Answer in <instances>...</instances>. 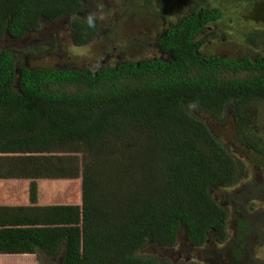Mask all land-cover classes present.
Returning a JSON list of instances; mask_svg holds the SVG:
<instances>
[{
  "label": "trees",
  "instance_id": "obj_1",
  "mask_svg": "<svg viewBox=\"0 0 264 264\" xmlns=\"http://www.w3.org/2000/svg\"><path fill=\"white\" fill-rule=\"evenodd\" d=\"M237 1L258 7L260 0ZM112 2L124 17L152 23L113 47L116 60L100 39L109 43L120 30L109 25L110 38L99 39L103 26L86 16L85 0H0V37L17 41L44 30L42 20L66 18V50L91 47L93 64L105 62L42 68L0 49V264L206 262L172 263L147 250H177L181 237L191 249L215 241L228 250L230 263L213 246L207 264H241L246 236L259 220L264 230V216L256 212L255 224L242 213L246 195L237 199L233 190L247 175L244 153L220 141L200 114L222 122L232 112L236 145L251 154L247 163L264 167L256 120L264 50L203 53L204 33L222 17L212 0ZM172 12L182 14L172 21ZM263 27L243 33L253 48L264 42ZM226 200L241 208L231 211ZM250 201L253 209L257 200ZM230 212L239 232L226 243Z\"/></svg>",
  "mask_w": 264,
  "mask_h": 264
},
{
  "label": "rangeland",
  "instance_id": "obj_2",
  "mask_svg": "<svg viewBox=\"0 0 264 264\" xmlns=\"http://www.w3.org/2000/svg\"><path fill=\"white\" fill-rule=\"evenodd\" d=\"M108 1L102 2V0H85V4L87 6L86 16L89 18L96 17L99 21H101L103 31L100 33L99 39L103 37L106 39L110 38V33L107 32V27L109 25L117 27V29L120 30L119 34L114 35L115 38L109 43L100 39L101 43H106L107 49H105V51L107 52L108 50L107 53L112 55V58L116 60L119 58V55H116L113 47H117L120 42L124 44L126 41H132L137 35H145V33H148L147 29L152 26V23L149 20H139L136 17L130 16L128 14H126L127 17H124V14H121L120 7H112L110 9V6L114 4L112 0ZM188 1L189 0H185L184 2V0H179V2L182 4L188 3ZM212 4L221 8L222 17L220 22L217 24L216 29L213 28L211 31L204 33L203 37H205V42L201 48L203 53H212L226 57L239 58L246 55L254 56L258 52L264 50V42L262 43L261 48H253L245 41L243 34L251 31V29L253 27H257V25L264 26V16H261V13H257V10L260 7L261 11L263 12L262 14L264 15V0L259 1L258 7L257 3L253 6L252 4L244 5L237 0H212ZM105 11L107 12L106 15ZM180 11L183 10L181 9ZM172 13L176 15L171 18L172 21L178 18L177 15L180 16L182 14L181 12ZM107 21L108 24L106 23ZM67 24L66 18H58L54 21L42 20V28L44 29L41 30L42 32L26 33L21 39L17 41L14 39L11 40L10 37L6 38V36L0 37V49L6 50L13 48L15 51H17V53L20 54L19 58H17L18 60L16 61L19 65L25 64L27 66L42 68L52 66L61 68H81L85 66V64L90 66L97 64L99 66L105 63L103 59L100 62L93 64L94 60H96V54H94V52L98 54V51L93 50L91 47H89V49L83 50L81 53L78 50H66V48L63 46V43L68 42L67 36L69 31ZM33 50L35 55L32 58L27 59L29 57L30 51ZM147 55L148 53H145L143 56L146 57ZM256 106L259 111V116L256 119L257 127L261 130V133L258 135L262 136L264 139V102H259L256 104ZM192 111L196 112L197 110L193 107ZM231 113L232 112L224 117L222 122H214L212 118L204 116V114L200 115H203V117L206 119V122L208 123L207 126L214 134H216V137L220 141L228 145L234 152L243 151L244 154L242 155L241 159L246 164H248L249 167L246 170L247 175L245 176V179L242 183H240L239 186L234 188L233 194L235 196L237 195V199H241L240 197L244 198V195H246L245 203L247 205H245V210H242V213L245 215V217L249 218L248 220H253L256 224L257 219L253 218L256 212L258 215L262 214V217L264 216V167L258 169L257 166L253 164L250 165V162L247 163V160L249 157H251V154L246 151L247 149L241 145L239 148L235 143L236 141L234 140L233 135L234 122L232 115H230ZM7 158L9 159V157ZM44 185L48 188L49 182L44 181ZM258 188L260 189L258 190L260 191V195L252 194L254 191H257L255 189ZM213 193L217 199L222 200V192L214 190ZM252 196L257 200L256 203L253 204V209L250 208L252 205L250 198H253ZM39 198L42 197L39 196ZM233 202L234 201L228 203L227 200L225 201V203L229 205L231 211L233 207H237V209L241 208L240 204H233ZM232 216L233 212H230V218L228 220L229 225L227 227V239L229 241H226V243L230 241L232 242L234 240V233L239 232V229L236 228L237 224L234 222ZM250 227L253 228V225H250L249 228ZM253 231L255 233H253ZM253 231L250 235L246 236L245 240L247 241L244 243L245 257L241 264H264V230L260 231V220L255 225ZM258 235L261 236L260 239L257 237ZM214 243L215 241L209 243L206 250H196L184 245L183 238L181 237L177 250H168L165 252L164 249L157 248L155 251L153 250L152 246H148L147 250L159 258H168L172 263L180 260V258H199L201 261L206 260V262H202L201 264H207L209 259L208 253H211L210 249L214 246ZM224 248V246L217 245V250L219 253L220 251L225 250ZM147 250L145 251L148 252ZM55 260H57L55 263L53 261V263L49 264H61L60 257Z\"/></svg>",
  "mask_w": 264,
  "mask_h": 264
},
{
  "label": "flooded vegetation",
  "instance_id": "obj_3",
  "mask_svg": "<svg viewBox=\"0 0 264 264\" xmlns=\"http://www.w3.org/2000/svg\"><path fill=\"white\" fill-rule=\"evenodd\" d=\"M85 65H87V64H85ZM216 246H217V243L215 242L214 243V251H216L217 253H219ZM218 257H219L220 260H222V258H223V260L226 258V261L228 263H230L228 250H226V251L225 250L220 251V253L218 254Z\"/></svg>",
  "mask_w": 264,
  "mask_h": 264
}]
</instances>
